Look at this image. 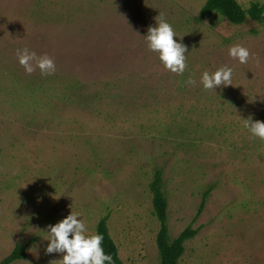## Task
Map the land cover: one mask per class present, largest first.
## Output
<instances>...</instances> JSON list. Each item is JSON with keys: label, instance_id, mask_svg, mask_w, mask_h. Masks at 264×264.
<instances>
[{"label": "rangeland", "instance_id": "rangeland-1", "mask_svg": "<svg viewBox=\"0 0 264 264\" xmlns=\"http://www.w3.org/2000/svg\"><path fill=\"white\" fill-rule=\"evenodd\" d=\"M206 1L0 0V261L20 243L11 264H61L47 227L72 210L88 233L108 216L125 264H160V170L171 238L198 230L178 264H264V140L243 125L264 121V24L203 17ZM160 13L187 46L182 74L147 48ZM24 48L55 70L26 72ZM224 64L232 84L204 89Z\"/></svg>", "mask_w": 264, "mask_h": 264}, {"label": "clouds", "instance_id": "clouds-1", "mask_svg": "<svg viewBox=\"0 0 264 264\" xmlns=\"http://www.w3.org/2000/svg\"><path fill=\"white\" fill-rule=\"evenodd\" d=\"M155 26H149L144 36L147 48L158 53V58L163 67L173 73L182 74L187 67V46L182 42L174 30V27L163 14H159ZM176 37L177 39H174ZM228 55L238 59L239 63H247L250 56L249 49L235 44L228 49ZM19 63L25 71L31 73L34 66L38 67L41 74H51L55 70V64L47 54L37 56L28 48L18 51ZM233 68L227 64L218 67L215 71H204L200 77V83L204 89L215 90L221 86L232 84ZM187 84L195 81L189 77ZM243 125L252 136L264 140V121L252 119L251 116L243 118ZM79 212L70 211L69 214L54 224L47 227V244L45 253H61V264H112V256L106 253L102 246V233H88L85 221L80 218Z\"/></svg>", "mask_w": 264, "mask_h": 264}, {"label": "trees", "instance_id": "trees-1", "mask_svg": "<svg viewBox=\"0 0 264 264\" xmlns=\"http://www.w3.org/2000/svg\"><path fill=\"white\" fill-rule=\"evenodd\" d=\"M214 13L220 14L233 24H242L248 17L264 24V4L258 1L252 2L249 8H245L237 0H207L201 9V15L207 17ZM150 189L153 194L154 213L160 222L156 238L160 253V264H178L185 250V242L194 237L198 230L187 227L179 236L171 238L167 217L168 199L164 190L163 175L160 170L155 172L154 178L150 183ZM206 194H208V191L204 193L198 213H201L206 204ZM96 233L103 234L102 246L106 253L111 254L112 264H125L120 258L118 247L110 234L108 216H104L99 220ZM26 249V245L16 244L12 252L0 261V264H11L17 260L24 259L26 257Z\"/></svg>", "mask_w": 264, "mask_h": 264}]
</instances>
